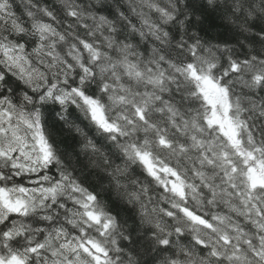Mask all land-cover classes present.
I'll list each match as a JSON object with an SVG mask.
<instances>
[{
	"label": "snow or ice",
	"instance_id": "1",
	"mask_svg": "<svg viewBox=\"0 0 264 264\" xmlns=\"http://www.w3.org/2000/svg\"><path fill=\"white\" fill-rule=\"evenodd\" d=\"M0 264H264V0H0Z\"/></svg>",
	"mask_w": 264,
	"mask_h": 264
}]
</instances>
